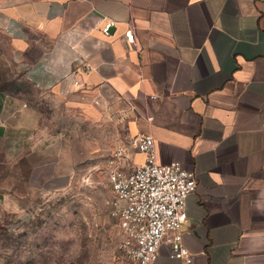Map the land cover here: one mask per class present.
Segmentation results:
<instances>
[{
  "label": "crops",
  "instance_id": "0c3cea01",
  "mask_svg": "<svg viewBox=\"0 0 264 264\" xmlns=\"http://www.w3.org/2000/svg\"><path fill=\"white\" fill-rule=\"evenodd\" d=\"M0 33L15 84L111 87L130 103L131 138L152 135L160 164L194 171L192 264H264V0H0ZM12 84L0 80V170L32 167L50 137ZM3 177L0 208L21 213ZM170 254L162 245L155 264H184Z\"/></svg>",
  "mask_w": 264,
  "mask_h": 264
},
{
  "label": "rangeland",
  "instance_id": "374dc122",
  "mask_svg": "<svg viewBox=\"0 0 264 264\" xmlns=\"http://www.w3.org/2000/svg\"><path fill=\"white\" fill-rule=\"evenodd\" d=\"M11 48L0 33V80L10 84L20 76ZM8 90L38 110L50 137L32 167L0 170L2 186L25 195L21 213L0 208V264H120V227L103 184L113 151L131 139L130 103L108 86L52 92L16 83Z\"/></svg>",
  "mask_w": 264,
  "mask_h": 264
},
{
  "label": "built area",
  "instance_id": "2783aa9c",
  "mask_svg": "<svg viewBox=\"0 0 264 264\" xmlns=\"http://www.w3.org/2000/svg\"><path fill=\"white\" fill-rule=\"evenodd\" d=\"M131 39H133L131 37ZM117 147L107 162L110 215L119 223L120 264H155L162 245L172 258L193 263L183 242L188 196L196 190L194 171L180 162L160 164L152 135L137 134ZM130 151L142 153L141 164H130Z\"/></svg>",
  "mask_w": 264,
  "mask_h": 264
},
{
  "label": "trees",
  "instance_id": "16d2710c",
  "mask_svg": "<svg viewBox=\"0 0 264 264\" xmlns=\"http://www.w3.org/2000/svg\"><path fill=\"white\" fill-rule=\"evenodd\" d=\"M1 82H3V83H6V84H9L10 82H7V81H5V80H1ZM15 84V82L12 84V85H14ZM23 84H27V85H29V86H31V87H33L31 84H29V83H26V82H24ZM23 84H20L21 86L23 85ZM9 86V85H8ZM8 86H6V87H8ZM11 86H9L8 88H10ZM7 88V89H8ZM35 88V87H34Z\"/></svg>",
  "mask_w": 264,
  "mask_h": 264
},
{
  "label": "water",
  "instance_id": "95a60500",
  "mask_svg": "<svg viewBox=\"0 0 264 264\" xmlns=\"http://www.w3.org/2000/svg\"><path fill=\"white\" fill-rule=\"evenodd\" d=\"M112 30H114V25L113 24H110L107 31L112 32Z\"/></svg>",
  "mask_w": 264,
  "mask_h": 264
}]
</instances>
